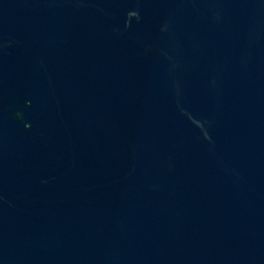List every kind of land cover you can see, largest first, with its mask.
<instances>
[{
    "label": "water",
    "instance_id": "95a60500",
    "mask_svg": "<svg viewBox=\"0 0 264 264\" xmlns=\"http://www.w3.org/2000/svg\"><path fill=\"white\" fill-rule=\"evenodd\" d=\"M0 264H264V0H0Z\"/></svg>",
    "mask_w": 264,
    "mask_h": 264
}]
</instances>
